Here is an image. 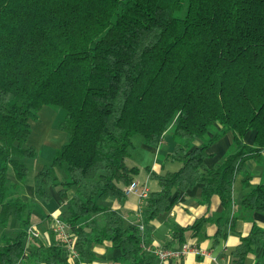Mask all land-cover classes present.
Returning <instances> with one entry per match:
<instances>
[{
	"label": "trees",
	"instance_id": "trees-1",
	"mask_svg": "<svg viewBox=\"0 0 264 264\" xmlns=\"http://www.w3.org/2000/svg\"><path fill=\"white\" fill-rule=\"evenodd\" d=\"M44 104L64 109L66 138L34 173V193L46 199L49 185L59 194L72 188L56 217L74 233L83 260L93 258L92 243L107 239L122 263L154 264L138 224L100 200L123 197L137 170L125 163L135 133L156 147L170 129L168 157L180 162L162 173L145 166L158 189L144 199L142 224L195 184L200 201L215 193L227 207L244 160L264 165V0H185L184 8L183 0H0V264L23 256L27 264H69L60 243L29 253L23 246L33 201L17 190L28 168L23 158L34 153L25 143L30 120ZM225 132L229 149L205 165L208 146ZM240 204L264 211V178ZM10 218L17 227L7 234ZM255 247V263L264 264V225L253 223L231 249L235 264H246Z\"/></svg>",
	"mask_w": 264,
	"mask_h": 264
},
{
	"label": "crops",
	"instance_id": "crops-1",
	"mask_svg": "<svg viewBox=\"0 0 264 264\" xmlns=\"http://www.w3.org/2000/svg\"><path fill=\"white\" fill-rule=\"evenodd\" d=\"M244 140L247 143L252 142L251 132L245 134ZM143 144L151 148L148 149V152L152 154V159L150 164L146 163L144 166H149L152 171L162 173L165 170H174L180 165L179 161L168 157V151L173 145L170 129L162 133L161 140L156 147ZM230 144V132H225L213 140L208 146L210 154L203 160L205 165L209 166L213 162L219 161L229 149ZM158 154L162 155L160 159L157 158ZM43 164L45 163L33 165L31 173L29 175L26 173L17 190L21 199L33 201L28 225H32L38 232L35 238L29 239L25 235L23 240L25 253H29L37 246L59 243L58 235L51 230L52 219L56 217L62 203L72 193L71 187L67 188L63 194H59L56 185H49L47 187L48 197L46 199L39 198L33 191L32 179L34 173ZM133 166L138 169L135 164ZM52 172L57 179L64 178L63 170L52 169ZM245 175H248V185L243 183ZM263 178L264 165L253 158L245 159L241 168L234 174L231 182L230 202L227 207L220 202L215 193L211 194L207 201H200L198 184L177 190L176 197L167 210L158 213L148 222L142 224L144 233L142 244L179 249L183 242L189 243L191 248L179 256H170L165 264H235L231 249L239 242L240 236L245 235L253 223L264 225V211L247 209L240 204L241 198L249 191V186L259 183ZM132 179L144 182L148 191L158 189L157 181L148 176L146 169L142 179L135 176ZM143 202L144 199H140L135 193L124 194L121 199L108 196L100 200L101 205L119 211L126 222L136 224L141 223L140 210ZM198 217H204V221L195 228L190 227ZM16 227L17 220L10 218L4 231L7 234H12ZM180 227H184L181 237L173 236L172 230ZM218 229L219 231H217ZM194 246H197L199 252L192 249ZM91 250L93 258L87 264H124L119 259V249L110 240L103 239L92 243ZM260 251V247H255L253 251L247 253L244 257L245 263L256 264L255 260L259 257ZM26 259L24 256L21 257L17 264H27ZM68 263L72 264L71 260H68Z\"/></svg>",
	"mask_w": 264,
	"mask_h": 264
},
{
	"label": "rangeland",
	"instance_id": "rangeland-1",
	"mask_svg": "<svg viewBox=\"0 0 264 264\" xmlns=\"http://www.w3.org/2000/svg\"><path fill=\"white\" fill-rule=\"evenodd\" d=\"M184 7L185 0H183ZM63 115L64 109L62 107L55 104H44L37 110L36 117L30 120L29 132L26 136L25 143L33 145L34 153L30 157L23 158L29 168L27 175L31 173L33 165L49 163L56 149L65 140L66 131L60 126V120L63 118ZM143 143L140 133L133 134L131 136V143L128 146V154L125 157V163L127 165L135 164L138 167L133 173V176L139 179H142L144 176V164H150L152 159V154L148 152V149L151 148ZM157 156L160 159L162 155L158 154ZM54 169L63 170V165L59 163L54 164Z\"/></svg>",
	"mask_w": 264,
	"mask_h": 264
},
{
	"label": "built area",
	"instance_id": "built-area-1",
	"mask_svg": "<svg viewBox=\"0 0 264 264\" xmlns=\"http://www.w3.org/2000/svg\"><path fill=\"white\" fill-rule=\"evenodd\" d=\"M124 194L135 193L140 199H145L148 194V188L144 182H138L135 179H131L128 183L122 187ZM142 223L138 224V229L142 231ZM51 230H53L58 235V240L63 249L66 252L67 260H71L75 264H87V261L83 260L76 248L74 247L75 235L69 230L68 225L61 221L59 218L54 217L52 219ZM25 235L27 238H35L38 235L37 230L32 225H27L25 228ZM142 247L150 252L155 257L154 264H165L166 260L170 256H179L183 252L191 248L189 243L183 242L179 249H173L171 247L165 246H144ZM193 250L198 251L197 246L192 247Z\"/></svg>",
	"mask_w": 264,
	"mask_h": 264
}]
</instances>
